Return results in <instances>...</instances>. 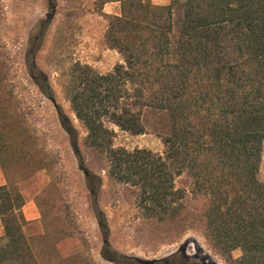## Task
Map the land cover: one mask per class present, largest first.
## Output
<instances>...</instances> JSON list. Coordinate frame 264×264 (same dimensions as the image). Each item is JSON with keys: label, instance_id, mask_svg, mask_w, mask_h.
I'll return each instance as SVG.
<instances>
[{"label": "trees", "instance_id": "1", "mask_svg": "<svg viewBox=\"0 0 264 264\" xmlns=\"http://www.w3.org/2000/svg\"><path fill=\"white\" fill-rule=\"evenodd\" d=\"M99 2L120 5L119 15L109 18L105 42L122 60L105 75L79 63L71 71L67 94L86 128L87 146L105 155L110 176L140 189L139 205L148 217L158 213L163 221L179 211L184 194L173 178L187 171L209 199L207 226L216 247L240 249L239 264H264V183L257 180L264 141V0ZM45 24L38 23L27 51L32 79ZM44 87L53 100L47 80ZM146 109L165 120L166 160L175 171L150 151L112 146L105 122L143 134ZM58 117L78 155L76 130L66 115ZM84 178L95 196L100 179L90 171ZM23 205L19 192L0 187L6 237L0 264H50L24 232L29 223Z\"/></svg>", "mask_w": 264, "mask_h": 264}, {"label": "rangeland", "instance_id": "2", "mask_svg": "<svg viewBox=\"0 0 264 264\" xmlns=\"http://www.w3.org/2000/svg\"><path fill=\"white\" fill-rule=\"evenodd\" d=\"M54 1L53 6L47 0H0V167L9 191L19 192L39 212L25 234L33 236L32 243L50 264H69L75 258L77 264H239L240 249L226 253L213 242L206 217L209 199L196 190L187 171L173 178L184 194L177 200L179 211L163 221L158 213L148 217L139 205L140 189L110 176L105 155L87 146L86 128L67 94L70 74L76 63L105 75L121 62L105 42L109 18L119 15L120 5ZM42 20L47 24L32 79L27 51ZM44 80L53 100L45 96ZM59 112L76 130L78 155ZM142 116L146 128L138 135L107 120L112 146L147 150L166 160L165 120L151 109ZM261 143L257 180L264 183ZM85 171L100 179L94 181L95 196L89 193Z\"/></svg>", "mask_w": 264, "mask_h": 264}, {"label": "crops", "instance_id": "3", "mask_svg": "<svg viewBox=\"0 0 264 264\" xmlns=\"http://www.w3.org/2000/svg\"><path fill=\"white\" fill-rule=\"evenodd\" d=\"M152 4L154 5H167L169 0H150ZM7 182L3 173V170L0 167V187L6 186ZM22 214L29 224L37 221L39 219V212L35 208L34 204L31 203L29 200L26 201L22 207ZM6 243V237L4 234V229L0 220V245H3Z\"/></svg>", "mask_w": 264, "mask_h": 264}]
</instances>
